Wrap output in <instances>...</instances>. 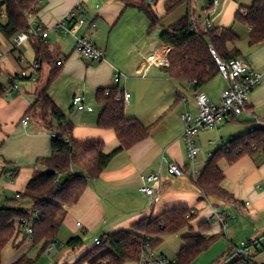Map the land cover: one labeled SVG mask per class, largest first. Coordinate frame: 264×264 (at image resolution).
Segmentation results:
<instances>
[{
  "label": "crops",
  "instance_id": "0c3cea01",
  "mask_svg": "<svg viewBox=\"0 0 264 264\" xmlns=\"http://www.w3.org/2000/svg\"><path fill=\"white\" fill-rule=\"evenodd\" d=\"M79 1L43 0L30 19L32 25L49 30L45 41L48 50L58 58V61H63V64L59 67V75L51 84L48 85L50 69L43 66L35 81L20 82L16 93L8 98H0V208L8 207L13 203L20 205L19 199L16 200L15 197L24 193L27 183L34 174L37 161L49 158L52 154V132L42 125L36 115L26 114L37 95L47 89L51 100L71 122L72 137L75 140H100L104 143V152L110 153L119 146V143L113 131L100 130L97 127L101 109L96 105L95 93L99 89L114 87V75L120 74L123 78L120 79L117 87L129 95L128 104L125 105L126 117L135 118L144 126L152 127L150 135L132 148L117 154L98 179L88 182L79 201L67 209L62 225L68 229L69 234L63 243L70 238L82 240L78 229L86 233L99 226L104 231L103 235H109L130 229L142 218H154L175 208H188L195 213L194 219L189 223L190 228L195 234L205 238H215V242L206 252L216 243H221L224 249L221 257L224 259L232 255L238 247L233 244L237 237L240 238V243L263 240L264 153L258 154L255 158L244 156L232 165H228L225 161L219 163V168L224 174L222 188L233 196L232 202L203 197L198 193L190 177L195 179L198 175H193V171L199 174L202 170H195L194 165L193 170L189 167L187 174L182 178H173L166 172V163L163 159L181 168L189 166L182 138L184 126L180 116L184 111L189 112L193 117L196 116V92L188 82L191 93L181 92L178 85L180 83L171 82L166 77L165 66L147 64L151 56L158 57L161 63L163 56L167 58L169 50L163 45L158 46L155 41L150 43L142 33V36L138 35L139 30L143 31L149 23L136 6L143 1L152 7L158 17H163L160 25L157 26L159 37L165 28L177 23L184 13L185 16L193 15L196 27L199 31H203L204 18L199 23L202 16L197 14L194 1L186 0L180 6V11L168 17V15L164 16L166 0H161L160 5L158 0L152 2L150 0H82L83 16L97 25L92 43L104 52V59L95 63H87L79 58L75 51V37L63 36L51 30L52 26ZM126 3L133 6L126 8ZM219 6L224 10L223 13L219 14V10L216 9ZM219 6L210 9L205 2V8L202 9V13L205 10L211 11L209 12L211 27L230 28L239 37L234 46L239 50L240 58L252 68L263 71L264 43L249 46L247 27L242 37L234 32L235 15L244 6L238 5L233 0H224ZM123 25L129 27V34L123 33ZM80 33L81 31H78L76 35ZM62 38L70 39L66 41ZM7 43L8 52H3L6 58L2 63V73L6 62H9L7 54L10 53L11 62L15 65L27 61L28 67L33 63L34 52L29 43L23 46L30 61L21 54V47L14 50L10 42ZM14 51L20 53L16 58L12 56ZM18 73L10 75L6 71L7 87L4 86L6 89L8 78ZM221 80L222 92L225 82L222 78ZM200 91L211 102L214 100L213 95L208 93L207 87ZM75 97L83 98L82 109L72 106ZM248 109L254 116L264 119V81L249 94ZM25 117H28L29 121L23 126L21 121ZM174 128L177 129L175 135ZM255 128L251 119H238L213 129L219 134L217 144L211 151L214 152L231 138L244 135ZM261 128L264 129V126ZM5 171H16L17 175L10 180L4 175ZM149 174H159L162 179L161 199L154 205L149 197L138 191L140 176ZM21 208L27 210L31 205L25 201ZM217 214L227 215L226 220L220 221ZM77 223L80 224L79 227L76 226ZM201 225H204L202 229L199 228ZM97 238L95 237L92 245L86 249H83V243V247L77 252L66 248L68 251L56 264L73 263L94 246V240ZM13 241L14 239L7 245L17 249ZM23 256L25 255H16L6 264H14ZM39 256L40 254L37 258ZM254 263L264 264V254L257 255Z\"/></svg>",
  "mask_w": 264,
  "mask_h": 264
},
{
  "label": "trees",
  "instance_id": "16d2710c",
  "mask_svg": "<svg viewBox=\"0 0 264 264\" xmlns=\"http://www.w3.org/2000/svg\"><path fill=\"white\" fill-rule=\"evenodd\" d=\"M185 1L166 0L164 16L175 11ZM129 6L133 5L125 4L126 8ZM38 7L36 0H0V34L3 38L9 41L16 34L26 32L29 25L27 14H35ZM136 7L148 19L150 30L160 25L163 17H158L149 4L141 1ZM235 20L249 29V46L264 43V0H253L249 7H241ZM238 39L230 28L211 27L207 31H195L190 16L186 15L165 28L159 36L160 44L169 50L168 66L164 68V73L171 82H188L193 91L198 92L219 76L210 50L223 62L240 58L241 54L234 46ZM29 45L34 52L33 63L40 66L36 75L39 76L43 66L48 67V85L51 84L59 75L58 58L50 53L47 42L41 39L31 37ZM15 77L8 78V85ZM5 90L0 84V98ZM122 94L117 85L99 89L95 93L96 105L101 109L97 127L113 131L119 143L110 153L104 152V143L100 140H75L72 137L71 122L51 100L47 89L37 95L26 114L37 115L42 125L54 135L52 154L49 158L37 161L34 174L20 196L19 201H28L31 208L25 210L16 203L0 208V264L2 250L12 239L15 241L18 235H23L22 242L30 238L33 247H39V254H44L48 245L56 241L67 209L79 201L88 182L98 179L117 154L149 137L152 127L144 126L135 118L126 117ZM263 151L262 128L231 138L208 156L199 175L195 179L190 177L191 183L203 197L232 202L233 196L222 188L224 174L219 163L225 161L232 165L244 156L255 158ZM183 170L186 175L189 166L183 167ZM12 172L15 178L17 173ZM6 173L5 171V176ZM190 212L188 208H175L154 218H142L128 230L101 236L99 245H94L70 264H132L140 260L146 248L155 251L162 244L164 236L177 234L185 228L189 229L190 234L181 237L182 246L175 264H194L211 247L215 238L192 233L189 223L194 219L195 213ZM22 220L31 224L30 237L24 234L22 228L16 231L15 224ZM203 226L199 228L202 229ZM262 239V243L253 252L251 262L257 255L264 254V236ZM66 247L77 252L83 247V242L80 238H70ZM14 264H34V261L25 255ZM230 264L250 263L235 259Z\"/></svg>",
  "mask_w": 264,
  "mask_h": 264
},
{
  "label": "built area",
  "instance_id": "2783aa9c",
  "mask_svg": "<svg viewBox=\"0 0 264 264\" xmlns=\"http://www.w3.org/2000/svg\"><path fill=\"white\" fill-rule=\"evenodd\" d=\"M43 0H36V6L40 5ZM224 0H205L208 7L215 8L219 6ZM152 2V0H150ZM83 1L80 0L76 6L68 13L62 16L53 26V31L60 33L63 36L71 35L75 37V51L79 58L87 63L101 62L104 59V52L97 48L92 43V37L97 29V25L94 21L87 20L82 14ZM204 28L203 31L211 29L210 15L207 10L204 12ZM32 13L27 14V18L30 21ZM244 15V14H242ZM190 22L195 31H199L195 25V20L190 16ZM78 31H81L79 35H76ZM48 29H44L38 25H32L29 23L28 30L26 32L18 33L13 36L9 42L14 50L19 49L23 45L29 43L31 37L46 41L48 38ZM214 57L219 76L225 82V88L220 94L219 102L217 104L212 103L209 98L201 91L196 92V107L197 114L195 117L191 116L189 112L184 111L180 119L183 123L184 130L182 138L185 144L186 156L190 161L189 167L193 168V161L198 156L200 150L196 147L194 138L201 130L217 129L220 126L238 119H251L256 128L264 126V119H260L254 116L248 109V96L264 81V70L259 71L252 68L244 59L235 58L226 62L221 61L213 50H210ZM5 54L0 51V74L2 73V63L5 59ZM63 61H58L57 66H62ZM148 65H163L168 66L167 58L163 56V60L159 63L158 57L151 56L147 60ZM37 63H32L29 68L21 70L15 77L14 81L8 85L3 97L8 98L13 93L18 91V83L20 82H32L35 81L37 75L36 71L39 69ZM123 78L120 74H115L113 82L117 85L120 79ZM122 100L124 105L128 104L129 95L127 93L122 94ZM83 98L75 97L72 100V106L82 109ZM29 118L25 117L21 123L23 126L28 124ZM54 135L52 134V137ZM254 149H256L254 147ZM264 153V151H263ZM166 163V172L173 178H182L185 176L183 168L174 164ZM193 170V169H192ZM193 175H199L193 171ZM6 177L13 179V172L7 171ZM161 176L159 174L142 175L139 178L138 191L149 197L152 204H156L161 199ZM20 194H17L15 199H20ZM28 210V209H27ZM194 214V212H190ZM218 219L224 222L227 218L225 214H217ZM80 226L79 223L76 224ZM16 231L20 228L23 229L24 234L28 237L32 235L31 224H28L25 220L15 224ZM100 238L94 240V245L100 244ZM262 240L256 241H243L239 243L235 248L232 255L227 256L219 264H230L235 259H243L244 261L255 264L252 261V255L256 247H259ZM66 243L52 242L48 245L45 253L49 256L53 252H59L66 249ZM175 259H168L163 255H158L155 251L146 248L138 262L132 264H175ZM197 264V263H194Z\"/></svg>",
  "mask_w": 264,
  "mask_h": 264
},
{
  "label": "rangeland",
  "instance_id": "374dc122",
  "mask_svg": "<svg viewBox=\"0 0 264 264\" xmlns=\"http://www.w3.org/2000/svg\"><path fill=\"white\" fill-rule=\"evenodd\" d=\"M194 1V5H195V9L197 11V14H200L202 17L199 20V23L202 22V19L205 18L204 13H202V9L205 8V0H193ZM234 2L238 3V5L247 7L251 4L252 0H233ZM141 2V1H140ZM159 5L161 0H158ZM222 4V3H221ZM180 7H178L175 11H173L172 13H170L168 15V17H172L171 15H173V13H176V11H180ZM217 10H219V14L223 13V9L221 6H219L218 8H216ZM223 10V11H222ZM211 13V11H209ZM209 13V14H210ZM185 14L179 19L181 20L183 17H185ZM203 14V15H202ZM144 15V14H143ZM176 15V14H175ZM145 16V15H144ZM193 16V15H191ZM219 15H217L218 18ZM216 19V18H215ZM214 19V20H215ZM32 20L29 21V23H31ZM149 23V21H148ZM128 26L130 27V25L128 24ZM123 25V33L125 32V34H129V27ZM150 27V23L146 26V28L142 31L139 30L138 35L139 34H143L146 38H148L150 41V43L152 41H155L156 44L159 46L160 41H159V37L157 35L158 32V28L157 26L154 27L152 30L149 29ZM246 27L243 26L242 24H240L239 22H235V33H237L240 37L243 36V34L246 32ZM118 31V30H116ZM240 32V33H239ZM141 34V36H142ZM63 40H69L70 38H62ZM8 41L5 40V38H3V36L0 34V50L4 53L8 52ZM21 54H23V56H26V48L25 46H22L20 49ZM12 56L13 57H17L20 55L19 52L14 51L12 52ZM24 56V58H25ZM7 61L5 64V70L3 73L5 74H0V84L7 87V76H6V71L9 72L10 75L16 74L18 72H20L21 69H25L27 67V61H22L21 63L18 64H14L11 59V53L7 54ZM6 58V57H5ZM27 58V59H26ZM26 60L30 59L26 56ZM3 66V65H2ZM3 68V67H2ZM32 83V82H31ZM179 85V89L181 92L186 93L185 91H189V93H191L190 89L188 88V84L187 82H182ZM32 87V85H30ZM207 87V91L209 94L213 95L214 100L212 101V103L217 104L218 101V96L220 94V90L222 87V80L220 78V76H217L214 80L210 81L209 83L205 84L203 86V88ZM20 88H22L20 86ZM77 109V108H76ZM38 116H39V112ZM69 113V112H68ZM37 117V115H36ZM160 123V122H159ZM158 123V124H159ZM183 125V124H182ZM177 129L174 128L173 129V133L174 135L176 134ZM218 131H215L213 129H206V130H201L200 132H198V134L195 136L194 141L196 144V147L200 150L198 156L196 157V159L193 161V165L195 170L197 171H201L203 170V167L205 166V162L207 161V158L209 156V153L213 152L211 150H213L212 148L216 146V141L218 140ZM215 150V149H214ZM187 159V156H186ZM205 160V162H204ZM204 162V163H203ZM187 163L190 165V161L187 159ZM222 165V163H221ZM23 205V202L20 201V206ZM64 225L61 226L57 237H56V242H65L66 238H68V229L63 227ZM103 229L101 227H96L93 230H89V232L87 231L86 233H82L80 229H78L80 237L83 240L84 243V248L86 249L88 247H90L92 245V241L95 237L100 238L103 234L104 231H102ZM192 233H195L194 230L192 229ZM190 234V231L188 230V228L183 229L182 231H180L177 234H173V235H167L164 236L163 242L162 244L159 246L158 249L155 250V253H157L158 255H163L168 259H175L181 246V237L186 236ZM24 237H17L15 239V241H13V244L16 245L14 247H18L17 249H14L11 247V245H7L1 255V264H6L9 261H11L16 255H26L29 259L34 261V264H56L57 261H60V257L64 255V253H66V251L68 250H63L61 253L59 252H53L51 255H47L46 253L41 254L38 258L37 255L39 254V247H33L32 245V241L30 238H27L24 242H22ZM240 243V238H236V240L234 241L233 244L239 245ZM152 251H154V249H151ZM224 249H222L221 247V243H216L208 252H205L203 254H201L196 263L197 264H219L223 261V257H221V254L223 252Z\"/></svg>",
  "mask_w": 264,
  "mask_h": 264
}]
</instances>
